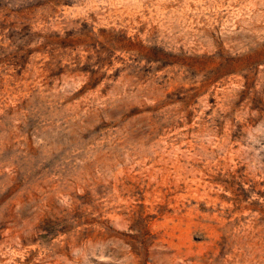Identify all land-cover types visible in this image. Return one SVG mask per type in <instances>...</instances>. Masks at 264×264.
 <instances>
[{"label": "rangeland", "instance_id": "1", "mask_svg": "<svg viewBox=\"0 0 264 264\" xmlns=\"http://www.w3.org/2000/svg\"><path fill=\"white\" fill-rule=\"evenodd\" d=\"M0 264H264V0H0Z\"/></svg>", "mask_w": 264, "mask_h": 264}, {"label": "bare ground", "instance_id": "2", "mask_svg": "<svg viewBox=\"0 0 264 264\" xmlns=\"http://www.w3.org/2000/svg\"><path fill=\"white\" fill-rule=\"evenodd\" d=\"M164 251V250H163ZM168 252V251H167ZM233 255V254H232ZM235 258H238V257H235ZM169 259V258H168ZM251 259V258H250ZM162 263V262H161Z\"/></svg>", "mask_w": 264, "mask_h": 264}]
</instances>
